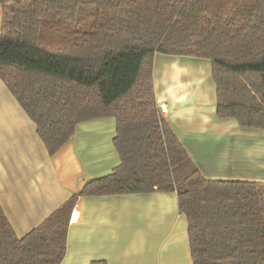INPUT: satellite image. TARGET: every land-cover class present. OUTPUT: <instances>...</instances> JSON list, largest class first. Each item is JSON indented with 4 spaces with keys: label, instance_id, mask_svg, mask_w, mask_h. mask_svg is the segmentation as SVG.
<instances>
[{
    "label": "trees",
    "instance_id": "16d2710c",
    "mask_svg": "<svg viewBox=\"0 0 264 264\" xmlns=\"http://www.w3.org/2000/svg\"><path fill=\"white\" fill-rule=\"evenodd\" d=\"M0 80L52 154L115 118L119 164L22 236L0 207V264H59L80 196L175 192L192 264H264V182L202 175L153 91L157 53L208 59L217 115L264 130V0H0ZM91 264H105L93 261Z\"/></svg>",
    "mask_w": 264,
    "mask_h": 264
},
{
    "label": "crops",
    "instance_id": "0c3cea01",
    "mask_svg": "<svg viewBox=\"0 0 264 264\" xmlns=\"http://www.w3.org/2000/svg\"><path fill=\"white\" fill-rule=\"evenodd\" d=\"M152 79L164 119L204 177L264 182V130L218 117L208 59L157 53ZM115 135L112 116L83 121L50 154L0 80V207L17 236L119 164ZM73 210L59 264H192L175 192L80 196Z\"/></svg>",
    "mask_w": 264,
    "mask_h": 264
},
{
    "label": "built area",
    "instance_id": "2783aa9c",
    "mask_svg": "<svg viewBox=\"0 0 264 264\" xmlns=\"http://www.w3.org/2000/svg\"><path fill=\"white\" fill-rule=\"evenodd\" d=\"M165 111L164 107L162 108V111L161 113H163ZM78 216V213L75 211V210H72V213H71V216H70V219H69V222H73L76 220Z\"/></svg>",
    "mask_w": 264,
    "mask_h": 264
}]
</instances>
